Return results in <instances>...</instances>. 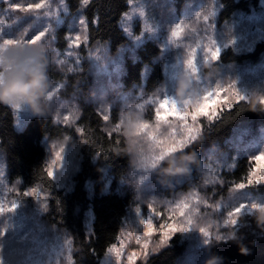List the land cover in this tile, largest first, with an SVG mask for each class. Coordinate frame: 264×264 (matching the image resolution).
Returning <instances> with one entry per match:
<instances>
[{
    "label": "rangeland",
    "instance_id": "1",
    "mask_svg": "<svg viewBox=\"0 0 264 264\" xmlns=\"http://www.w3.org/2000/svg\"><path fill=\"white\" fill-rule=\"evenodd\" d=\"M32 3H43V7L38 10L33 9L31 12L11 10V5L19 4L26 7ZM172 3L173 0H129L128 11L122 15L119 23L129 40L128 45L112 55L105 44L97 43L88 47L85 43L80 49L73 48V55L69 57L64 55L67 47L61 51L54 45L56 28L67 24L69 30L67 37L77 34L79 30L82 40L87 34L84 26L79 25L80 19H83L82 15L80 13L76 16L69 15L65 0H0V37L24 36L25 39H31L38 32L48 29V35L43 41L49 48L52 60L48 75L53 84L61 85V89L58 97L54 96L51 107L46 105L44 115L52 114L56 123L75 127L77 133L81 135V130L75 126L80 116V98L77 97L78 94L69 99L61 95L66 91L67 78L75 79L83 60H86L94 67L97 77L107 81L105 84L98 83L100 80L97 81L98 84L94 86L97 92H93V97L89 96L88 100L94 105L100 103L99 106L96 105L97 112L101 116H109L107 124L102 119L105 132L113 131L115 125L120 123L117 132L124 135L128 144L130 165L119 187L125 189L133 187L135 201L128 209L121 232L114 244L117 250L123 245V251H118L120 264H136L145 260L168 244L169 240L161 244L165 235L173 237L176 234L181 235V238L188 243L183 258L178 264H205L209 260L207 248L210 243L233 235V222L237 218L233 216L223 225L227 212L238 202L248 201L249 198L264 203V196L254 193L255 185L234 194L231 192L234 185L232 184L226 196L218 198L213 197L214 193L210 195L207 192L209 190H206L208 186L216 184L222 186L219 174L223 170L232 169L241 155L249 159V172L252 173L253 181L264 177V161L256 162L251 159L264 151V124L259 125L254 131L249 127L237 129L229 139L231 152L213 149L206 154L205 161L199 163L188 161L190 171L182 177L165 182L167 178L161 175L160 170L164 161L175 156L174 152L180 151L179 147H166L174 140L186 136L188 128L198 127L201 131L203 120H213L222 109L229 108V104L233 105L237 102L234 92L245 97V100L254 97L261 101V98H264V56L255 65H216L218 60L214 62V53L205 52L206 49L215 51L217 47L220 50L219 55L227 49H232L236 53H246L251 51L256 43L263 42L264 0H259L257 8L251 9L249 13H237L230 21L222 24L217 23L220 9L218 0H191L180 12L174 10ZM197 12L200 13L199 16L196 15ZM205 17L208 19L205 20ZM181 21H183L181 35L169 43L171 27ZM146 41L155 42L160 49L157 60L162 66L163 83L151 93L143 90V82L138 87L123 91L120 78L124 72V60L128 56L134 59L135 49ZM46 46L44 45V48ZM192 49H196V54L201 58L197 74L189 67V55ZM53 50L57 55L52 53ZM45 53L48 60V53L46 51ZM59 59L64 60L62 65L56 63ZM52 70L62 74L64 78L56 81L50 76ZM145 74L144 71L143 80ZM181 83L186 86L185 92L183 95H178L177 89ZM217 88L220 90L218 99L215 96ZM208 91H213V96L205 100L204 96ZM172 97L178 106L184 108L188 114L187 119L182 121L178 116H169L158 123L155 119L158 100ZM149 98L152 99L151 104L146 103ZM212 100H216L214 105ZM117 104L121 108L119 121L112 124L111 111ZM137 104H143V110L137 108L135 106ZM203 104H208L209 115L199 116L193 122L191 113ZM164 111L162 109L161 113L163 114ZM13 114L14 127L19 131L24 128L28 119L34 117L26 110H21L18 116L14 112ZM65 116L69 117L67 122L64 120ZM140 122H147L150 126L137 137V132L141 131ZM149 135L152 136L151 140ZM157 141L160 143L157 144ZM44 147L47 153L48 171L54 173L52 179L59 188L70 189L73 178L79 170V149L71 145L67 138L45 139ZM58 152L59 159L56 156ZM153 153L157 154L155 167L149 166L145 171V158ZM144 175L148 178L140 184V179ZM196 176H201L204 179L203 183L197 185ZM181 179L187 180L182 184H192L188 192H176L169 197L162 194L166 188L173 189L175 187L173 182ZM247 179L248 175L243 182L247 183ZM205 181L208 183L206 184ZM108 184L109 180H106V188ZM20 187L19 181L10 182L6 178L5 162L0 154V207L8 209L13 204L18 205L15 213L8 211L0 213V233H2L0 261L2 264H69L72 242L68 244L67 241H71V238L66 232L48 225L43 219L48 196L40 189L21 190ZM87 187L90 189V185ZM182 199L186 200L187 208L176 207ZM217 205H220L219 210ZM137 208L140 209L139 217L135 214ZM180 211H184L185 215L181 216ZM248 211L251 214L264 216V205L253 202L248 205ZM139 219L152 221L154 230L150 236H144L147 228L139 224ZM91 222L92 214L88 211L86 214L88 232H91ZM169 226L177 229L187 227L189 231L172 233L168 231ZM201 227L209 232L207 238L200 234ZM137 237L140 238L139 244L136 242ZM144 245L147 247L145 248ZM198 249L200 254L193 251ZM133 253L136 255L129 261ZM106 260L107 264H116V256L107 252L100 260V264H105Z\"/></svg>",
    "mask_w": 264,
    "mask_h": 264
},
{
    "label": "trees",
    "instance_id": "2",
    "mask_svg": "<svg viewBox=\"0 0 264 264\" xmlns=\"http://www.w3.org/2000/svg\"><path fill=\"white\" fill-rule=\"evenodd\" d=\"M129 0H90L84 5L82 0H65L69 15L80 13L85 20L86 34L89 38L87 46L105 44L110 54L128 45L119 23L128 11ZM191 0H173L172 7L176 12ZM220 9L217 23L230 21L237 13H249L258 6L259 0H218ZM95 21V23H93ZM57 49L63 51L67 47L66 37L69 34L67 24L57 27L55 32ZM160 49L155 42L146 41L135 49L134 59L126 57L120 84L123 91L143 85L145 92L155 91L164 80L163 70L157 60ZM264 56V41L258 42L246 53H236L227 49L219 55L216 65H255ZM144 71L145 79L143 80ZM50 76L56 81L64 77L55 71ZM91 63L83 60L78 76L67 78L66 99L80 98V116L75 127L56 123L52 114L34 116L28 119L22 130L14 127V114L7 106L0 105V154L4 158L6 178L10 182L19 181L21 190L40 189L48 196L47 209L43 219L50 226L66 232L72 242L71 264H100L109 246L116 243L121 232L128 209L134 204L133 187L120 188V181L127 173L130 165L128 144L124 135L113 132L112 138L103 129L102 116L96 105L89 99L97 92L95 84L107 83L97 77ZM100 80V81H99ZM99 81L98 83H96ZM104 86V85H103ZM105 87V86H104ZM94 92V93H93ZM100 104V103H99ZM98 104V106H99ZM117 104L111 111L112 124L119 121ZM264 124V105L258 98H250L235 102L231 109H222L216 118L203 120L197 140L186 153L175 155L171 159L177 165L188 161L199 163L205 161L206 154L213 149L220 152L232 151L229 139L237 129L249 127L254 131ZM68 139L71 145L79 149V170L73 178L70 189L59 188L47 175V153L44 140ZM164 161L161 169L167 166ZM160 169V170H161ZM250 170L249 159L241 155L232 169L219 174L222 186H208V193L213 197H225L230 186L243 182ZM197 185L203 183L201 176H196ZM106 180H109L106 188ZM193 182V181H192ZM87 185H90L88 189ZM191 183L165 189L162 194L169 197L174 193L188 192ZM214 190V191H212ZM207 193V194H208ZM254 193L264 196V185L256 186ZM209 195V194H208ZM91 211V232L87 231L86 214ZM259 221V222H258ZM239 223L232 229V236L226 239L213 240L207 248L209 260L216 258L218 264H264V216L257 214L242 215ZM181 235H174L168 244L152 253L145 260L136 264H178L187 249V240ZM238 246L247 249L241 254ZM199 253V249L193 250Z\"/></svg>",
    "mask_w": 264,
    "mask_h": 264
},
{
    "label": "snow or ice",
    "instance_id": "3",
    "mask_svg": "<svg viewBox=\"0 0 264 264\" xmlns=\"http://www.w3.org/2000/svg\"><path fill=\"white\" fill-rule=\"evenodd\" d=\"M90 2V0H82V3L84 5H88ZM43 7V3H32V4H28L26 7H22L19 4H15V5H11V10L12 11H20V12H31L33 9H41ZM199 12L196 13L197 16H199ZM47 15V14H45ZM208 17H205V20H207ZM93 23H95V21H93ZM182 23L183 21L175 24L173 27H171V32H170V38H169V43H172L174 40H176L180 35H181V29H182ZM79 25L84 26L85 31L87 29V27L85 26V20L84 19H80L79 21ZM48 35V29L45 28L43 31L38 32L37 34H35L34 36H32L31 39H25L24 36H21L19 38H3L0 37V40H2V43H0V51L9 49V48H14V47H19L21 45H32L35 43H41L43 45L46 46V44L43 43L45 37ZM66 39L68 40L67 43V51L64 53V55H67L69 57H71L73 55L72 53V49H80L83 47V44L88 43V36L85 35L82 37L79 34V30L77 34H73L70 37H66ZM215 43V41H214ZM44 50L48 53V69H47V74L49 73V70L52 66V60H51V56L49 54V48L46 46L44 48ZM210 53H214V57H215V61L216 62L219 59V48L216 47L215 51H211L209 49H206L205 52H209ZM52 53H55V50L52 51ZM57 55V54H56ZM190 60H189V67L197 74L199 71V65L201 64V58L196 54V49H192L191 53H190ZM205 58V57H204ZM203 58V60H204ZM57 64H63L64 60L59 59L56 62ZM180 62H178L179 65ZM49 89H48V93L47 96L45 98V105L51 107V102L54 99V96L58 97V94L60 92L61 89V85L59 84H53L52 79H50L49 75ZM197 83L199 84V81H197ZM161 91H163V89H161ZM233 95L236 97L237 103L245 101V97L239 95L237 92H234ZM213 96V91H208L205 96L204 99L208 100L210 97ZM215 96L217 97V99L220 96V90L217 88L215 90ZM261 104H264V98H261ZM146 103L151 104L152 103V99L149 98L148 101H146ZM216 103V100H212V104L214 105ZM137 108H139L140 110H143L144 105L143 104H137L135 105ZM233 107V105L229 104V109H231ZM12 112H14L15 114L20 113L21 110H19L18 108H10ZM164 109L165 111L163 112V114L161 113V110ZM187 113L184 111V108L178 106L175 102L174 97L172 98H162L158 100V106L155 108V119L156 121L159 123L163 120H166L167 117L169 116H178L180 120L184 121L187 119ZM209 115L208 112V104H203V105H199L192 113H191V119L193 122H195L197 120V118L199 116H207ZM69 119L68 116L64 117L65 122H67V120ZM102 119L105 121V124H107V122L109 121V116L108 115H104L102 116ZM119 125L120 123H117L113 129V131H119ZM149 123L147 122H140V128L141 131L137 132V137L140 136L141 132H143L145 129L149 128ZM186 126V125H185ZM113 131H109L108 132V137L111 139L112 135H113ZM200 129L197 128H188V134L186 136H184L182 139L179 140H174L173 143L166 147V148H172V147H179L180 151H176L173 154L174 155H180L181 153H186V149H189L190 146H192L194 144V142L197 140L198 138V134H199ZM149 139H152V136L149 135ZM160 142L157 141V144H159ZM63 151V149H62ZM57 159L60 158V153H56ZM157 157L156 153L151 154L150 156L145 158L146 161V166H145V171L148 170V167H155V158ZM252 160L256 161V162H262L264 161V151H261L259 154L251 157ZM47 175L49 176V178H53L54 173L52 171H48ZM252 173L249 172L248 174V179H247V183L245 182H240V183H235L232 188H231V192L232 193H239L242 192L243 190H245L246 188H251L254 185L255 186H261L264 185V177L256 179L255 181L252 180ZM148 178L147 175H144L141 177L140 179V184H142L146 179ZM187 180L181 179L178 181H174L173 184L174 186H178L181 185L183 182H185ZM205 183L207 184L208 181H205ZM173 186V187H174ZM25 195H29L28 193H25ZM194 195V193H193ZM255 202L258 205H264V203H261L259 200L257 199H253V198H249L248 201H240L238 202L234 207L231 208V210H229L227 212V218L223 219V225L227 224L229 222V219L233 216H235L237 219L233 222L234 226L237 225L238 221L240 220L242 214L247 213L248 215L251 216V213L248 211V205ZM18 205L13 204L10 208L5 209L4 207H0V213H4L5 211L8 212H13L15 213L16 209H17ZM151 207V206H149ZM177 208H187L188 205L186 203V200H180L179 203H177L176 205ZM220 209V205H217V210ZM136 216L139 217L140 216V209L137 208L136 209ZM181 216L185 215L184 211H180L179 213ZM189 223H191V220H189ZM139 224L146 227L147 231L144 232V236H150L153 232V223L151 220H145V219H139ZM234 229V228H233ZM168 231L172 232V233H176L177 231H181L183 233H186L189 231V228L184 227L181 229H177L176 227L173 226H169ZM200 234H202L205 238H207V236L209 235V232L206 231V229L204 227H201L199 229ZM2 234V233H0ZM171 237L165 235L164 238L161 240V244H163L166 240H170ZM136 242L139 244L140 243V238L137 237ZM68 244H71V241H67ZM144 247L146 248L147 245H144ZM107 253L109 255H115L116 256V264H120V256L118 254L119 252L123 251V245H121L120 249L117 250L116 246H109L107 248ZM136 254L133 253L130 257H129V261H131L133 259V257ZM73 257L69 256V264H71ZM0 264H2V261H0ZM105 264H107V260L105 261Z\"/></svg>",
    "mask_w": 264,
    "mask_h": 264
},
{
    "label": "clouds",
    "instance_id": "4",
    "mask_svg": "<svg viewBox=\"0 0 264 264\" xmlns=\"http://www.w3.org/2000/svg\"><path fill=\"white\" fill-rule=\"evenodd\" d=\"M47 69L48 60L41 43L0 51V105L26 110L34 116L44 115V101L49 89ZM185 87L181 83L177 94L183 95ZM189 171L187 158L180 165L169 160L167 166L161 169V175L167 178L165 182H170ZM238 248L241 254L247 253L246 248ZM205 264H218V261L213 258Z\"/></svg>",
    "mask_w": 264,
    "mask_h": 264
}]
</instances>
